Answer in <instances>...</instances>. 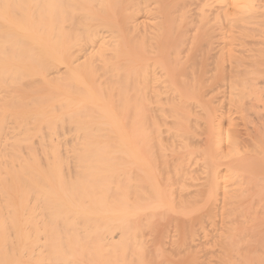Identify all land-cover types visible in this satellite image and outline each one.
Listing matches in <instances>:
<instances>
[{
	"label": "bare ground",
	"instance_id": "bare-ground-1",
	"mask_svg": "<svg viewBox=\"0 0 264 264\" xmlns=\"http://www.w3.org/2000/svg\"><path fill=\"white\" fill-rule=\"evenodd\" d=\"M0 264H264V0H0Z\"/></svg>",
	"mask_w": 264,
	"mask_h": 264
},
{
	"label": "rangeland",
	"instance_id": "rangeland-1",
	"mask_svg": "<svg viewBox=\"0 0 264 264\" xmlns=\"http://www.w3.org/2000/svg\"><path fill=\"white\" fill-rule=\"evenodd\" d=\"M250 127V126H249ZM240 129H241V131H242V133H244L243 135L245 136V137H247V135H246V132H249L250 134L252 133H254V131L257 129V127H255L254 125L253 126H251L250 128H249V130L247 131V130H245L244 129V127L242 128V127H240ZM255 129V130H254ZM256 132V131H255ZM244 137V138H245Z\"/></svg>",
	"mask_w": 264,
	"mask_h": 264
}]
</instances>
